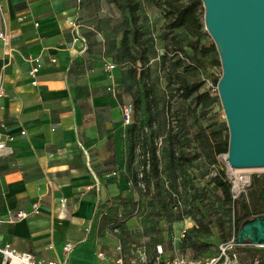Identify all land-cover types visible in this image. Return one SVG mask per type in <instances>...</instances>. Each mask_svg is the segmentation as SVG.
<instances>
[{"label": "crops", "instance_id": "0c3cea01", "mask_svg": "<svg viewBox=\"0 0 264 264\" xmlns=\"http://www.w3.org/2000/svg\"><path fill=\"white\" fill-rule=\"evenodd\" d=\"M1 1L9 42L0 40V137L13 139L0 155V248L63 264L127 263L143 249L119 241L106 208L128 189L120 110L129 87L126 65L115 59L120 9L112 0ZM91 3L95 20L86 15ZM36 56L42 64L32 85ZM35 203L37 214L13 220ZM64 242L73 244L65 259ZM159 256L169 257L162 249Z\"/></svg>", "mask_w": 264, "mask_h": 264}, {"label": "rangeland", "instance_id": "374dc122", "mask_svg": "<svg viewBox=\"0 0 264 264\" xmlns=\"http://www.w3.org/2000/svg\"><path fill=\"white\" fill-rule=\"evenodd\" d=\"M167 7L165 0H140L136 10L141 28L153 39L146 82L152 86L154 117L147 120L143 104L134 108L131 172L127 168L122 172L128 188L122 197L129 198L133 206L121 201L116 203L114 217L109 220L110 228L116 229L119 241L128 242L132 252V244H135V249L141 247L150 257L159 245L165 256L181 253L205 257L212 255L217 245L228 240L233 232L231 212L221 202L219 192L212 189L210 176L216 169L223 170L232 196L242 193L248 200L252 190L250 177L264 175V167L232 168L224 160L225 153L212 154L211 131H215L219 140L227 139L228 135L215 84L221 71L218 54L216 49L200 52V45L212 41L207 32V35L203 33L204 25L193 24L167 31L166 22L170 16H163ZM201 8L203 10L202 3L200 11ZM94 12V3H91L86 10L87 17L95 20ZM199 17L202 21L201 13ZM178 46L193 55L197 67L182 64L172 70V63L183 56ZM162 48L165 53L161 56L158 52L162 53ZM179 77L188 81L202 79L199 90L206 89L212 101L187 105L188 100L179 98ZM135 81L133 93L142 86L140 77ZM131 97L129 95L130 101ZM196 133H201L198 139L193 136ZM168 136H171L170 141ZM150 144L155 145L158 156L159 173L155 179L158 188L149 174L147 149ZM169 148L173 152L171 158L167 155ZM157 192L165 206L159 204ZM203 212L206 218L202 217ZM199 221H207L205 230L199 228ZM238 256L243 254L239 252Z\"/></svg>", "mask_w": 264, "mask_h": 264}, {"label": "water", "instance_id": "95a60500", "mask_svg": "<svg viewBox=\"0 0 264 264\" xmlns=\"http://www.w3.org/2000/svg\"><path fill=\"white\" fill-rule=\"evenodd\" d=\"M218 54L217 97L227 128L225 162L264 167V0H201ZM234 245L264 248V215L243 221Z\"/></svg>", "mask_w": 264, "mask_h": 264}, {"label": "trees", "instance_id": "16d2710c", "mask_svg": "<svg viewBox=\"0 0 264 264\" xmlns=\"http://www.w3.org/2000/svg\"><path fill=\"white\" fill-rule=\"evenodd\" d=\"M112 1L120 9V18L118 21L119 38L115 47V59L117 62L126 65L125 71L128 78L129 95L132 96L130 102L132 103L133 112L134 108L143 104L146 118L147 120H150L154 117L151 108L153 96L152 86L146 82V79L150 73L149 59L152 55L153 39L150 33H148L147 30L142 29L138 22V14L136 13V10L140 7V0ZM165 2L168 7L163 12V16H170L166 22L168 28L167 31L193 24L197 27L203 25V21H201L199 17L200 13H203L202 8L201 11L199 10L201 0H165ZM203 33L207 35L206 31H203ZM214 49L215 47L212 41H209L207 45H200L201 54ZM178 50L182 52L183 56L180 54L181 56L172 63L171 68L173 71L177 66L182 67V64L183 66L192 65L197 67V60L194 59L193 55L188 54L180 46H178ZM158 53L162 56L165 53V50L162 48V53ZM138 77L142 79V86L141 89L136 91V93H133L136 82L135 79L138 80ZM202 82V79L188 81L179 77L177 87L179 90V98L181 100H188L187 105H190L191 103L193 106L211 102L213 98L209 95L208 91L206 89L199 90ZM134 128L135 126L132 122L126 128V140L128 142L126 148V168L129 169L130 172V166L133 159L132 133ZM211 133L214 139V142L211 145L213 150L212 154L226 153L227 139L219 140L218 137H215L216 133L214 130L211 131ZM200 134L201 133H196L193 134V136L195 139H198ZM168 140H171V136H168ZM167 155L169 158L172 157L173 152L171 148L168 149ZM147 157L149 174L151 178H154V185L158 188V185L155 182L159 173L158 156L156 154L155 145L150 144L147 149ZM170 160L172 163V159ZM185 160H188V158H185ZM209 182L212 189L219 192L221 202L227 205L228 211L231 212L233 241L235 233L243 221L251 219L257 215H264V175H252L250 177L249 184L252 187V190L249 192L250 196L248 200H245V196L242 193H240L238 197H232L230 184L225 179V174L221 169H216L214 171V174L209 178ZM157 197L159 204L165 206L159 192H157ZM120 201L121 203L123 202L133 206V203L129 198H123L122 196L117 195L111 200L115 205L111 204L106 207L107 209H110L109 212L111 215L108 214L109 220L114 217L117 204H119ZM104 204H101L100 206H104ZM202 217L206 218L207 214L203 212ZM198 225L199 228L205 230L207 227V221H199ZM221 240H224V238H221ZM229 251L232 255L236 256L239 264H264V248L256 249L246 245H233ZM239 252H241L243 256L239 257ZM148 259H152V257Z\"/></svg>", "mask_w": 264, "mask_h": 264}, {"label": "built area", "instance_id": "2783aa9c", "mask_svg": "<svg viewBox=\"0 0 264 264\" xmlns=\"http://www.w3.org/2000/svg\"><path fill=\"white\" fill-rule=\"evenodd\" d=\"M3 5L0 0V40L3 45L6 47L8 45L9 39L5 30V25L3 21ZM73 41L78 40V37L74 36L72 38ZM32 61L29 66L27 73L30 78V83L32 85L36 84V72L40 68L42 61L40 57H29ZM54 57H50L49 61L53 62ZM113 67V63L111 61H106L103 64V69L105 71H109L110 68ZM4 82H3V69L0 70V97L4 94ZM110 90H113L112 87L108 86ZM132 114L133 107L130 101H126L122 104L120 110L121 123L123 126H128L132 122ZM19 134H23V131L20 130ZM5 139L11 140L12 136L6 135L3 139L0 137V155L7 152V146L5 144ZM233 197V196H232ZM63 202V199L60 200ZM39 212L37 204H31L29 212H25L23 210H18L13 215V220H18L26 217L28 214H37ZM234 245L233 241V232L231 237L218 244L216 251L212 255H208L205 257H190L185 256L181 253H174L167 258H160L161 247L159 245L156 246L155 255L152 259H148L145 257L143 250H138L137 254L134 257H131L127 263H123L121 259L115 260V264H238L236 256L230 253V249ZM73 244L70 242H64L61 246V251L63 254V258L65 259L68 253L71 251ZM119 248V247H118ZM0 253L2 255L1 263L2 264H63V262H59L56 260H45V259H35L33 256L25 251H18L11 247L9 244H6L2 248H0ZM97 256L102 259V253L98 252ZM256 262V261H254Z\"/></svg>", "mask_w": 264, "mask_h": 264}]
</instances>
